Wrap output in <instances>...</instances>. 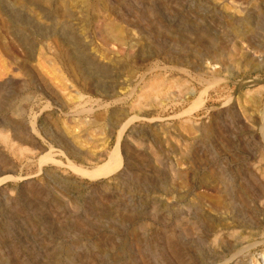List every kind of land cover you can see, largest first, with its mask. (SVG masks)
<instances>
[{"label":"rangeland","instance_id":"374dc122","mask_svg":"<svg viewBox=\"0 0 264 264\" xmlns=\"http://www.w3.org/2000/svg\"><path fill=\"white\" fill-rule=\"evenodd\" d=\"M5 1L0 264H263L264 0Z\"/></svg>","mask_w":264,"mask_h":264},{"label":"bare ground","instance_id":"6f19581e","mask_svg":"<svg viewBox=\"0 0 264 264\" xmlns=\"http://www.w3.org/2000/svg\"><path fill=\"white\" fill-rule=\"evenodd\" d=\"M3 1H5V0H3ZM69 2L70 1H74V2H76V3H79V4H83V5H86L87 3H85L86 2V0H68ZM6 2V1H5ZM10 3V2H9ZM5 4V3H4ZM59 4H61V6H63V7H65V6H67V0H59ZM7 5V4H6ZM71 5H72V3H71ZM11 6V5H10ZM87 6V5H86ZM7 9V8H6ZM66 10V9H65ZM69 10V9H68ZM10 12H11V10H10ZM35 14H37L36 16H39L38 15V13H36V12H34ZM61 14H62V12H61ZM72 14V13H71ZM147 14V13H146ZM7 15V14H6ZM11 18L10 19H12V21L13 20H17V22H21V23H26V19H24V17L23 16H21V15H18V14H12L11 13ZM9 16H10V14H9ZM144 16V15H143ZM86 18V17H85ZM144 18V17H143ZM59 20V19H58ZM11 23H14V22H11ZM53 23V22H52ZM103 23L104 22H102V25H103ZM115 23V22H114ZM114 23H112V22H110V21H107L106 23H104V32H103V35H102V38L103 39H105V40H109L107 37H108V35H110V37L112 38V40L113 41H111L112 43H114L116 46L117 45H119L120 47H121V49L123 48V46L125 47V43L124 42H122V40H119L117 37H114L113 35H115V30H116V28H115V24ZM22 25V24H21ZM249 25V22H248V20L246 21V20H240V21H237L236 23H235V26H234V30H236V32L239 34V35H244V33H245V31H246V27ZM12 26H14V25H12ZM24 26V25H23ZM70 26V25H69ZM69 26H66V27H69ZM20 27V26H19ZM11 28V27H10ZM79 28V27H78ZM24 29H25V27H24ZM90 29V28H89ZM17 30H18V27H17ZM26 30V29H25ZM38 31V30H37ZM41 32V35L42 36H44L45 34L42 32V30H40ZM74 31V30H73ZM72 31V32H73ZM124 31V30H123ZM15 32V31H14ZM13 32V33H14ZM64 32V41H65V46L66 47H68V46H71L72 45V47L71 48H73V46H74V48L75 49H82V45H85V43H82V38H80V36H74L73 34L74 33H70L69 32V30L68 29H66L65 31H63ZM62 32V33H63ZM18 34V33H17ZM60 34V33H59ZM80 34H82L81 33V31H80ZM237 34V35H238ZM78 35H79V33H78ZM130 35V34H129ZM18 36V35H17ZM38 36V35H37ZM250 36V35H249ZM46 37V36H45ZM48 37V36H47ZM82 37V36H81ZM20 39L18 40H16V42L18 43V45L20 44V46L21 45H31V40H30V37H28V36H24V34H22L20 37H19ZM44 38V37H43ZM84 40V39H83ZM85 41V40H84ZM23 45V46H24ZM19 46V47H20ZM223 46V45H222ZM25 47H27V46H25ZM25 47L23 48V49H25ZM83 47H85V46H83ZM138 48V47H137ZM28 49H30V48H28ZM74 49V50H75ZM127 49V48H126ZM71 50V49H70ZM69 49H66L65 51H64V53H63V56L65 57H63L65 60H70V62L72 61V60H74L76 63H78L80 66H82V67H90V64H88V62L84 59V56H79V55H77V54H74L73 52H71ZM74 50H72V51H74ZM110 50V49H109ZM144 50V49H143ZM211 51V54H212V56L210 57V59L212 60V61H214L213 59H216V54H217V52H219V50H215V48L214 49H211L210 50ZM27 52V51H26ZM75 52V51H74ZM76 53H77V51H76ZM104 54V53H103ZM30 55H31V53H30ZM81 55H83V54H81ZM84 55H86V54H84ZM131 55V54H130ZM26 56H28L27 54H26ZM237 56V55H236ZM62 57V56H61ZM86 58V57H85ZM50 60V59H49ZM88 60V59H87ZM46 62V61H45ZM66 62V61H65ZM70 62H68V63H70ZM73 62V61H72ZM215 62V61H214ZM91 63V62H90ZM97 63V62H96ZM92 65V64H91ZM112 65V64H111ZM249 65V64H248ZM75 66H77V65H75ZM91 67H93V66H91ZM91 69V68H90ZM88 70V69H87ZM95 69H93V71H94ZM97 71V70H96ZM95 71V72H96ZM180 71V70H179ZM189 71V70H188ZM88 72V71H87ZM98 72V71H97ZM107 72V71H106ZM85 74V73H84ZM88 74H89V72H88ZM97 74V73H96ZM99 74V73H98ZM102 75H103V73H101ZM105 74V73H104ZM205 74V73H204ZM92 75H94V74H92ZM105 75H107V74H105ZM92 78V77H91ZM213 79V78H212ZM88 80V79H87ZM154 85L153 86H150L148 89H147V91L145 90V91H143V93H142V98H146V99H151V98H153V97H159V96H162V95H166V93H164V92H161L162 90H161V88H158V87H156L159 83H160V85L163 83V80L160 78V77H157V78H155L154 80ZM148 83V82H147ZM173 83V82H172ZM209 84H211V83H209ZM161 87V86H160ZM164 93V94H163ZM133 98V97H132ZM139 104V103H138ZM198 107V106H197ZM128 108V107H127ZM191 108H193V107H191ZM12 109V108H11ZM79 109H81V108H79ZM192 110V109H191ZM13 111H14V109H13ZM77 111V110H76ZM86 110H84V112H85ZM264 116V115H263ZM133 118V117H132ZM130 122V121H129ZM102 128V127H101ZM125 129V128H124ZM122 130V129H121ZM5 132H0V140L3 142V144L6 146V148L7 149H10V151H12L13 153H15L21 146H22V144L23 143H25L26 141H28V139H22V141H20V144H19V146L18 147H14L13 146V144L11 143V139L9 138V137H7L5 134H4ZM121 134H122V131L119 133V135H118V142L116 143V147H114L115 149H111V151L109 152V153H106L107 155H105L106 157H107V162H106V160H105V162H106V165H104V166H106V168H108V169H110V168H112V169H114V167L116 168H119L120 167V165H121V162H122V157H121V154H120V152H119V150H118V145H119V140H120V137H121ZM26 136V135H25ZM24 137V136H23ZM264 137V136H263ZM24 138H26V137H24ZM55 140V139H54ZM15 145V144H14ZM17 153V152H16ZM44 158V157H43ZM41 161V160H40ZM44 161V160H43ZM103 164V163H102ZM101 164V165H102ZM3 165V164H2ZM73 169H74V167H73ZM105 169V168H104ZM76 170V169H75ZM100 169H96L95 170V173H97L96 171H98V172H100L99 171ZM102 170H103V168H102ZM102 170H101V172H102ZM79 171V170H78ZM85 171V170H84ZM91 171V170H90ZM8 172V171H7ZM82 172V171H81ZM93 172V171H92ZM91 172V173H92ZM105 172V171H104ZM103 173V172H102ZM101 173V174H102ZM109 173H111V172H109ZM108 173V174H109ZM55 174V173H54ZM88 174V173H87ZM98 174V173H97ZM100 174V173H99ZM96 175V174H95ZM94 175V176H95ZM103 175V174H102ZM104 175H105V173H104ZM87 176V175H86ZM96 176H98V175H96ZM95 176V177H96ZM9 177V176H8ZM85 177V176H84ZM88 177H89V174H88ZM93 177V176H92ZM7 179V177H1L0 178V183L2 182V180H4V179ZM34 195V194H33ZM122 218V217H121ZM129 219V218H128ZM125 222V221H124ZM229 235V237H232V238H237L236 236H235V233L234 232H231L230 234H228ZM217 238L215 239V241L217 240V241H220V239H221V237L218 235V236H216ZM219 237V238H218ZM229 237H228V240H229ZM242 238V237H241ZM106 241V240H105ZM226 241V240H225ZM231 241V240H230ZM237 243V242H236ZM239 243V242H238ZM172 245V244H171ZM241 245V244H240ZM227 246H229V245H227ZM173 247V246H172ZM226 247V246H225ZM232 247V246H231ZM237 247V246H236ZM248 247V246H247ZM224 249V248H223ZM234 249H235V247H232V249H230L229 250V248H228V250H229V252H231V251H234ZM178 250V249H177ZM225 250V249H224ZM237 251H236V253H235V255L236 256H239V255H242L243 253H245L246 251H245V248H240L239 247V249H236ZM249 251V250H248ZM248 254V253H247ZM226 255V254H225ZM246 255V254H245ZM19 256V255H18ZM253 256V255H252ZM246 258H245V264H257L258 262H256L252 257H251V255L250 254H248V255H246L245 256ZM255 257V256H254ZM231 258H233V257H231ZM261 260V259H260ZM15 262H17V260H15ZM262 263H263V260H262ZM264 264V263H263Z\"/></svg>","mask_w":264,"mask_h":264}]
</instances>
